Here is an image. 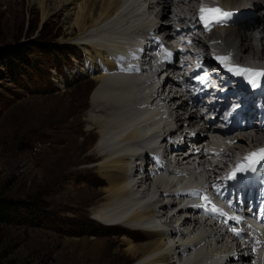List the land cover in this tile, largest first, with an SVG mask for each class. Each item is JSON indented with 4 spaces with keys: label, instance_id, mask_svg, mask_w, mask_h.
<instances>
[{
    "label": "bare ground",
    "instance_id": "6f19581e",
    "mask_svg": "<svg viewBox=\"0 0 264 264\" xmlns=\"http://www.w3.org/2000/svg\"><path fill=\"white\" fill-rule=\"evenodd\" d=\"M143 2L148 3V10H143L142 13L155 16L145 19L137 27H132L129 23L131 21L137 23L141 12L134 11L133 6L131 10L126 8L124 10L123 0H30L31 5L38 4L42 9L43 21H56L59 15H64L62 41L77 46L80 52V59L77 57L75 60L81 61L82 80L76 81L72 89L65 90L68 91V110L62 123L56 125L52 132L53 147L50 146L53 152L66 150L75 153V150L80 148L76 159L74 158L71 165L65 169L66 179H73L70 184L64 186L73 192L72 203H68L67 207L74 210L75 217L83 220H87L89 214L95 212L100 220L92 216L93 220L107 227L109 231H118V236H93L87 238L85 242L84 239H80L82 245L79 261L82 264H113L107 263L106 260L116 250L124 251L129 256L125 261L127 264H176L177 262L173 260L175 254L181 256L198 245H203L209 247L211 251L209 256L213 261L219 260L215 264H255L253 254H248L247 250L241 251L239 258L235 257L233 252L239 247L237 243L236 248L223 247L221 238L223 233L219 234L216 223H210L212 228L200 219H189L185 214L187 211L182 209L178 194L173 191L161 190L159 196L140 210L134 211L116 224H107L119 219L133 191L142 189L144 194H149L153 187L159 184L153 181L148 171L152 169L148 168L149 163L159 165L157 153H161L165 161L173 160L170 152L176 148L174 150L178 153L174 162L178 164L182 159L192 163L190 159L196 157L200 159L197 164L202 166L204 165L202 161L210 154L214 156L206 149L204 143L217 145L216 151H220L223 160L217 162L206 160L209 164L207 167L204 165L203 170L207 171L210 187L218 193L224 191V197L229 198L233 188L225 176L231 171V161L239 158V155L247 150L254 149L264 136V99L260 100L262 105L259 106L257 102L260 101L250 98L246 93H241L243 102L248 100L253 104L255 107L249 108L255 112L249 109L244 117L245 124L237 119L234 110L225 119L216 115V120L227 124L226 130L220 129L221 123H214L211 120L217 111L216 106L221 102L218 97L223 96L222 93L226 89L229 93L237 91L233 92L230 78L226 76L224 68L213 60L209 38L215 33H205L206 28L197 17V7L201 0ZM220 3L223 9L233 15L247 16L240 21H233L219 32L217 26L218 34L225 39L228 47L225 53L220 54L221 57L231 54L238 58L252 56L253 59L263 58L264 0H220ZM160 4L162 7L157 11ZM247 6H254L256 11L249 12L245 9ZM162 17H165L166 21L160 20ZM240 24L242 28L245 26L243 31L236 29ZM121 27L123 29H119ZM115 28L119 29L117 35L120 37L111 36ZM246 28H251L250 32H256L255 36L253 33L248 34L246 30L249 29ZM102 33L106 34L103 36ZM100 35L103 36L101 40L97 39ZM128 35L132 38L128 39ZM161 35L178 38L182 47L178 50L171 49L173 52L176 50V53L170 63L164 60L166 63L164 65L160 60L155 61L156 74L151 77V81L155 83L151 89L142 93L140 90L142 81L127 80L121 75L112 74L122 64L119 57L123 59L122 55H127V46L137 44L140 40V46L134 55H137V58L139 56V59H142L140 61L145 59L144 63L148 62L147 58L151 62L154 57L150 56V53L159 47ZM163 73H166L164 82L160 80ZM198 75L203 76L197 81L194 80ZM58 83L59 87H66L62 76ZM80 85L85 89L83 92H77ZM88 85L93 87L92 91ZM182 87L184 93L181 92ZM206 96H213L214 100L209 103ZM233 101L228 98L221 105V115L229 112L232 104L230 102ZM149 103L155 106L163 103L160 110L165 116L162 125L152 130L149 128L154 121L150 120L149 116L141 113L140 118L137 117V112L141 110L139 106H146ZM190 103L192 107H196V111L185 113ZM256 108H260L261 116L258 122L252 123L254 120L251 117L258 116ZM208 114L210 117L206 119L205 115ZM192 130H196L195 133L191 132ZM201 132H204L205 137ZM210 132L221 133L225 146L222 147V141L219 139L211 140ZM94 133L98 134L100 140L95 151L89 152L85 143ZM178 134L181 135V140L175 147H168L169 138ZM157 137L160 138L156 142L149 141ZM190 140L199 145L195 148H202L190 150L193 153L182 158L183 153L191 148ZM262 177L264 173L259 175V178ZM79 178L85 179L82 185L76 183ZM58 189L59 187L54 188L53 191ZM98 204L101 205L96 206ZM173 209L177 211L169 212ZM153 216L161 218L162 222L170 227V231L146 227L140 222ZM188 225L189 229L186 227ZM177 236L185 237L184 245L179 243ZM168 239L173 241L166 246ZM77 244L71 240L68 256L70 260L75 255ZM202 256L208 257L207 253L199 254V258ZM196 259L185 264H195Z\"/></svg>",
    "mask_w": 264,
    "mask_h": 264
},
{
    "label": "rangeland",
    "instance_id": "374dc122",
    "mask_svg": "<svg viewBox=\"0 0 264 264\" xmlns=\"http://www.w3.org/2000/svg\"><path fill=\"white\" fill-rule=\"evenodd\" d=\"M123 1L125 4L128 2ZM143 1H138V4L144 3L143 10H148V3ZM138 4L133 2L132 6L139 13L141 8ZM161 7L162 4L154 9L159 11ZM245 9L253 13L256 11L254 6H247ZM42 15L40 6L31 5L30 0H0V49L7 45L24 44L30 58L36 63V66L28 69L29 73L26 75L11 78L0 58V198L32 202L36 205L38 217L36 222L30 224L0 221V264H82L78 258L81 240L84 239L85 242L93 236H118L117 230L109 231L93 220L91 213L87 220H83L75 217L74 210L67 207L68 203H72L73 192L64 186L73 179H66L65 169L76 159L80 148L75 153L66 150L53 152L52 132L56 125L62 123L68 110V91L65 90L75 87L74 83L82 80L80 77L83 74L80 71L81 61L75 60L77 57L80 59L77 46L62 41L64 15H59L56 21H43ZM154 16L147 13L145 18L139 16L137 23L131 21L129 24L137 27L145 19ZM165 19L162 17L160 20L166 21ZM236 29L243 31L244 28L236 26ZM116 31L115 28L111 36L116 35ZM246 31L248 34L254 33V36L256 34L251 30ZM104 34L102 33L103 36ZM102 35L97 39H103ZM41 45H57L61 51L45 53ZM218 46L228 50L224 41H219ZM60 76L64 78L65 88L59 87ZM165 79L166 76L162 81ZM88 86L92 91L93 87ZM77 90L83 92L85 89L80 85ZM231 97L229 99H235ZM218 98L221 101L227 99L226 96ZM206 100L210 103L214 97L208 96ZM191 107L190 103L185 113L196 111V107ZM205 117L209 119L210 116L208 114ZM251 118L254 120L252 123L258 122L257 117ZM201 133L205 137L204 132ZM99 140L98 134L94 133L86 141L85 146L89 148V152L95 151ZM84 182L85 179L79 178L76 183L82 185ZM57 187L59 189L54 192L53 189ZM99 205L101 204L96 206ZM48 219L52 221L51 227H48ZM71 240L78 243V246L76 245L75 255L70 260L68 256ZM209 255L210 252L207 253ZM108 257L107 263L127 264L125 261L129 256L124 251L115 250Z\"/></svg>",
    "mask_w": 264,
    "mask_h": 264
},
{
    "label": "trees",
    "instance_id": "16d2710c",
    "mask_svg": "<svg viewBox=\"0 0 264 264\" xmlns=\"http://www.w3.org/2000/svg\"><path fill=\"white\" fill-rule=\"evenodd\" d=\"M41 48L45 53H58L61 51L57 45H41ZM0 58L6 66V73L11 78L26 75L29 73L28 69H31L36 64L30 58L28 49L24 44L3 47L0 49ZM36 218H38L37 209L34 203L0 198V221L30 224L36 222ZM48 220L50 221L48 227H51L52 221Z\"/></svg>",
    "mask_w": 264,
    "mask_h": 264
},
{
    "label": "snow or ice",
    "instance_id": "6c2138e0",
    "mask_svg": "<svg viewBox=\"0 0 264 264\" xmlns=\"http://www.w3.org/2000/svg\"><path fill=\"white\" fill-rule=\"evenodd\" d=\"M227 16H229V13L222 11L220 7L205 8L202 6L199 10V18L204 22L206 29L211 23L219 22L221 19L226 18ZM217 59L221 63H224L225 61H228L230 57H217ZM229 71H233L237 75L246 74L248 76V82L252 85V87H258V78L264 76V71H255L240 67H230ZM245 161H247V163H242L237 166L236 170L231 174L230 179H234L236 177L237 172L252 170L256 163L264 161V149H259L255 152L250 153L245 157ZM202 199H204L207 203H211L206 196L202 197ZM211 211L213 213L225 215L222 210L218 209L214 204L211 207ZM232 219H234L237 223L240 222L239 217H233ZM231 230L235 235H240V232L237 231L235 228Z\"/></svg>",
    "mask_w": 264,
    "mask_h": 264
}]
</instances>
